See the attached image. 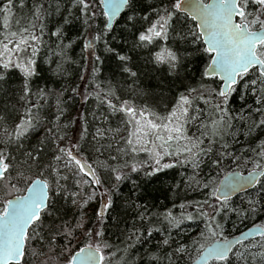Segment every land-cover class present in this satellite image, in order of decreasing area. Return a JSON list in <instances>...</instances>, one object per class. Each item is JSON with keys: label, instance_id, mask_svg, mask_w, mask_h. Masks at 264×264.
<instances>
[{"label": "snow or ice", "instance_id": "6c2138e0", "mask_svg": "<svg viewBox=\"0 0 264 264\" xmlns=\"http://www.w3.org/2000/svg\"><path fill=\"white\" fill-rule=\"evenodd\" d=\"M17 3L21 10L27 7L26 0H0V99L8 101L0 106V264H34L41 256L40 264H111L109 257L116 253L105 239L104 221L109 210L119 207L113 199L119 185L131 179V173L159 179L157 173L185 166L191 169L187 187L205 190L204 199L185 201L177 216L167 208L151 212L147 204L127 198L125 204L137 210L140 226L132 225L123 249L117 251L129 254L146 234L150 237L163 231L168 234L161 244H175L166 253L169 264L174 257L191 258L192 247L198 250V264H230L229 257L239 254L237 246H249L245 233L226 234L231 216L243 222L264 214L262 199L249 197L243 207L230 201L237 189L262 183L264 141L258 150L251 149L257 157L252 159L232 150L226 139L231 136L233 142H239L238 121H248L245 136L264 127V0H64L63 13L51 33L56 46L50 51L59 59L45 57V62L55 65L48 69L52 75H67L66 65L75 63L70 55L75 41L66 31L75 29L84 36L82 51L95 61L91 75L95 87L83 92L71 87L70 91L85 102L95 99L94 119L108 120L103 106L112 115L122 114L127 135L120 138L115 155H111V144L101 141L117 130L97 126L88 139L85 115L80 116L84 123L76 142L63 144L64 129L74 123L61 122L67 101L73 100V96L65 99L69 89L36 86L33 92V78L38 76L36 57L46 43L43 16L47 9L38 4L30 10V17H18L14 11ZM55 10L60 12L59 3ZM120 20L124 24L121 45L114 47ZM160 41L172 46H160ZM149 46L158 49L150 53L152 65H166L164 71L169 75L165 79L175 87L162 112L121 99L117 88L111 84L101 88L97 78L106 53L115 56L124 73L138 80L133 56ZM194 58L201 62L195 86L185 82L191 79ZM12 70L21 74L16 88L9 86ZM136 92L152 94L143 88ZM236 94L245 100L239 112L230 108ZM48 96L56 101L52 119L47 121L51 126L39 114V101ZM33 97L36 103H31ZM247 99L253 104H247ZM21 102L23 114L16 107ZM96 111H100L99 117ZM40 128L43 132L36 135ZM105 152L109 155L100 159ZM226 160L235 164L231 172L223 171ZM245 162L252 165L247 174L238 171ZM205 167L209 171L203 172ZM97 189L101 206L95 212L94 227H89L86 209L96 199ZM70 208L74 209L71 217ZM196 220L202 221L203 229L191 245L173 239L168 232L177 229L179 235L184 221ZM253 231L264 238V222L254 224L248 235ZM260 247L264 249V244ZM145 254L149 257L146 264L160 259L155 252ZM138 259L142 257L132 252L124 264H136Z\"/></svg>", "mask_w": 264, "mask_h": 264}, {"label": "trees", "instance_id": "16d2710c", "mask_svg": "<svg viewBox=\"0 0 264 264\" xmlns=\"http://www.w3.org/2000/svg\"><path fill=\"white\" fill-rule=\"evenodd\" d=\"M145 2L150 3L151 0H145ZM57 3L60 4V12L55 10ZM26 4L27 7L21 10L17 3L14 11L18 17H30V10L33 6L38 4H43L44 8L47 9V14L43 16V23L46 29L44 40L46 43L40 48L36 57L38 76L33 78V92L36 91V86H46L48 90L68 88L69 91L65 92V99H67L68 96H73L70 91L71 87H77L81 92L85 89L91 91L92 88L95 87V83L91 79L92 67L95 61L88 55V53L82 51L84 36L75 29L66 31V35L75 41L70 52L75 63L70 62L66 65L67 75H52L48 69L50 67H55V65L53 64L50 66L45 62V57H51L56 60L59 59L58 56L53 57L52 52L50 51V49H53L56 46V38L55 36H52L51 33L54 31L55 24L63 13L65 7L64 0H26ZM79 27L80 25L77 24V28ZM123 27V21L120 20L116 26L115 34L117 39L113 42L114 47L121 45L120 30ZM0 39H2V36H0ZM159 43L160 46L168 44V42L165 41H160ZM168 46L172 45L168 44ZM156 50L158 49L149 46L148 49L137 50V53L134 54L133 64L136 65L134 70L138 71L140 77L138 80L123 72L121 65L114 55L104 53V63L103 65H100L101 71L97 74L101 88L107 87L111 84L113 87L117 88V95H120L121 99L133 101L136 106L148 105L154 110L162 112L164 107L168 104V101L172 98L175 92V87H170L171 82L168 79H165V76L169 75L164 71L166 65H152L149 56L150 53H153ZM200 66V60L194 58L189 69L191 79L186 80V83H191L195 86V81L200 78L198 71ZM157 69H160V71H157ZM20 75L21 74L18 70H12L10 87L16 88L20 84ZM80 77H84V79H81ZM209 83H211V81H209ZM137 88H143L145 93H147L148 90H151L152 94L139 95L136 92ZM36 102V98L33 97L31 103ZM6 103H8L6 99H0V106ZM11 103L15 104L16 102L12 101ZM22 103L23 102L16 104L20 114H23ZM96 103L97 102L94 98H90L89 101L85 102L82 101L79 96H73V100L67 101L65 106L68 110L65 112V116L62 118L61 122L67 124L68 120H72L74 123L68 125V127L64 129L63 144L67 145L70 141L73 143L76 142L81 132V126L84 123V120H81L80 116L85 115L89 124L88 139L95 134V128L97 126L117 130L106 135L104 140L101 141V143H110L112 146L111 155H115L116 149L121 146L120 138L127 135L125 132V127H127V125L121 123L122 114L117 113L112 115L108 112L106 106H103L101 110H103L105 115L108 116V120L102 121L100 119H94L93 112L94 109H96ZM39 104L41 105L39 108V114L41 117L45 118V123L47 124V121L52 119L51 114L55 110V98L54 96H48L46 99L40 100ZM247 104L252 105L253 100L247 99ZM244 106L245 100H241L239 94H236L230 101V108L234 112H239ZM9 107H11V105H9ZM33 111L35 112L37 110L34 109ZM99 115L100 111H96L95 116L99 117ZM255 118L259 119V115L256 114ZM246 123H248V121H238L236 123V128L239 130V135L237 137L239 141L238 143L233 142L231 136L226 137V139L232 144V150L245 157L256 159L255 152L251 151V149L258 150L261 141H264V127L255 129L250 135L245 136L243 130ZM47 126L51 125L47 124ZM191 131H195V129H192ZM41 132H43V128H40L36 132V135H39ZM112 136H115L114 140L111 139ZM31 139L34 142L35 136L31 137ZM108 155L109 153L105 152L104 156H101L100 159H105ZM141 158H143V154H141ZM109 162L116 163L115 161ZM225 163L226 167L223 170L224 172L235 169V164L231 160H226ZM251 168V163L245 162L242 164L240 170L246 172L251 170ZM207 171H209V169L205 167L203 172ZM182 173H184V175H182ZM188 174H191V169L187 166L183 168L176 167L174 169H167L164 170L163 173H157L156 175L159 176V179L145 177L142 172L139 174L131 173V179L125 180L119 185V192L114 193L113 195V199L119 207L116 211L109 210L107 214L108 218L104 221L105 239L114 245L111 251L116 253L115 256L109 257L111 264H124V260L127 259L128 255L132 252H134L137 257H142V260L138 259L136 264H146L149 257L145 253L149 251L155 252L160 256V259L158 261H152V264H169V261L166 258V253H170L175 247V244H173L172 247L161 244L162 239L168 234L163 231L153 232L150 237L146 234L144 241L137 244L135 249L129 250V254H125L123 251H117V249H123L125 235L131 229L132 225L136 224L138 227L140 226L139 218L136 216L137 210L128 207L125 204V200L131 197L132 200H136L140 204H147L148 209L151 212H163L167 208L179 216L183 211L180 207L182 203L185 201L204 199L205 190H193L187 187ZM213 175L215 176L216 173L213 172ZM220 175H223V173ZM261 181L262 183L258 184L253 189L230 198L233 206H246L249 197L264 200V177H261ZM136 185H139V188H137ZM99 191L100 190L97 189L96 199L91 200L86 209L89 219V227H94L96 223L95 212L101 206ZM188 210L191 211V209ZM73 211L74 209H69L70 217ZM261 222H264V214H257L255 217L249 216L248 219L243 220V222L237 220L235 215H232L225 226L226 234L230 236L237 235L254 224ZM144 224L146 225L147 221H145ZM182 228L183 232H180L179 235H177L179 232L177 229H169L168 232L173 239L191 245V240L195 239L198 233L203 229V223L200 220L184 221ZM245 243L249 246L247 248L237 246L239 254H234L229 257L230 264H264V255L261 254L264 252V249L260 247L261 244H264V238L258 236L245 241ZM157 245H159V249L157 248ZM190 255L191 258L183 255L179 259L174 257L173 264H190L198 256V250L195 247H192ZM42 260H44L43 256L38 257L34 261V264H40V261ZM129 264H131V262H129Z\"/></svg>", "mask_w": 264, "mask_h": 264}, {"label": "water", "instance_id": "95a60500", "mask_svg": "<svg viewBox=\"0 0 264 264\" xmlns=\"http://www.w3.org/2000/svg\"><path fill=\"white\" fill-rule=\"evenodd\" d=\"M231 171H232V170H230V171H228V172H231ZM238 171L243 172V171L240 170V169H239ZM250 171H251V170L246 171L245 174H247V173L250 172ZM260 179H261V178H260ZM257 185H258V184H252V185H249V186H247L246 189L243 190V191L237 189V191H236L234 194H231V195H230V198H233V197L239 195L240 193H243V192H246V191H248V190H251V189H253L254 187H256ZM252 228H253V226H251V227L245 229L244 231H242V232H240V233H245V235L248 237L247 240H250V239H253V238L258 237V235H257L254 231L251 232L250 235H248L249 230L252 229ZM237 235H239V234H237ZM247 240H246V241H247ZM197 257H198V256H197ZM197 257H196V258H195L190 264H198Z\"/></svg>", "mask_w": 264, "mask_h": 264}]
</instances>
